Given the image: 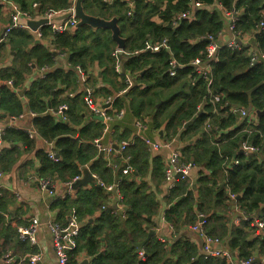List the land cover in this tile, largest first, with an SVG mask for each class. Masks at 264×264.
Segmentation results:
<instances>
[{
  "label": "trees",
  "instance_id": "obj_1",
  "mask_svg": "<svg viewBox=\"0 0 264 264\" xmlns=\"http://www.w3.org/2000/svg\"><path fill=\"white\" fill-rule=\"evenodd\" d=\"M19 3L23 10L29 11L34 2L40 3V9L51 8L59 10L69 7L73 0H13ZM188 0H134L135 9L128 14V0H113L112 4L104 0H84L85 10L93 15L111 19L119 16L121 34L126 38V50H140L144 42L150 37L160 40L167 37L171 51L165 48L157 52L143 50L133 54L127 59H122L123 71L133 73L139 72V79L146 83L145 90L134 87L130 90L132 113L137 118L150 115L153 110L155 125H161V119L166 120V129L169 134H176L179 127H184L185 122L193 121L181 136L199 134L194 144L186 146L183 155L192 159L197 165L203 164L210 172V176L200 178V193L198 197L193 196L192 190L183 181H178L171 191L174 202L166 213L168 222L178 225L192 219L194 208L199 213L214 214L215 209L221 210L226 206L229 198L228 191L240 195L237 201L254 216L264 218V156L251 155L246 158L239 150L241 141L247 137L255 143L264 146V115L258 116L257 121L240 118L238 114L231 111V105L252 107L253 110L264 109V62L258 60L251 63L250 57L245 54L246 48L233 50L227 46L221 47L216 60L212 62V73L214 81L208 89L207 82L203 77L195 79L196 76L191 60L198 56H204L207 41L202 38L207 32L218 33L224 25L220 12L216 9H201L196 12L195 20H183L182 24L173 28L169 24L153 22V16L159 7L166 2V9L160 12L165 20H169L172 10L185 9ZM213 4L218 0H200ZM227 8L244 7V14L239 25L250 28L261 17V9L264 0H219ZM163 10V9H162ZM103 30H94L89 26L79 27L71 33V30L53 32L49 25L42 27L44 35L52 34L50 45L36 44L29 51L25 48L33 40V35L26 30L18 28L10 36L12 49L20 50L22 56L19 60L20 68L15 75L9 68L0 69V79L13 80L14 84L21 83L24 74L32 69V62L37 67L45 64L51 65L45 77L34 79L28 86V106L36 113L32 117V123L45 139L54 141L58 161L48 157L46 151L39 150L38 157L42 161L44 176H56L68 181L75 176H80L83 167L89 165L100 180L105 184L114 182L115 175L119 176L117 189L123 196V202L130 208L127 215L122 218V211H116L115 207L107 206L108 193L100 184H93L89 188H81L77 191V197L71 198L66 195L58 197L55 205L62 211L76 209L78 216L84 219L87 215H94L100 210L93 223L85 222L77 238L78 246L71 251L70 261H75L79 251L85 250L91 256V264H225L217 259L205 260L202 256L196 257L194 248L190 245L181 247L180 242L168 246L158 237L148 240L143 246V255L137 251L134 242L142 241L147 234L145 222L150 223L144 215H153L158 211L159 205L154 195L147 193L148 185L144 181L137 183L134 173H124L123 170L130 164L136 166L138 172L146 167L148 160L147 147L139 140L134 142L123 155H117L113 159L114 167L108 165L105 156L98 153L92 140L102 133L103 123L92 117L89 123L81 124L85 116L78 109L79 98L73 104L67 98L61 101L69 102V119L60 120L48 109H45L44 97L52 92L56 83L66 81L67 86H74L75 71L73 66L80 65L87 68L90 62L96 58H107L108 67L111 68L113 56L106 55L110 49L111 37ZM91 31L92 43H86L88 37H82V32ZM90 36V35H89ZM259 47L264 49V32L258 36ZM107 46V47H105ZM67 49L69 61L72 67L64 69L54 66V51L51 48ZM63 51V50H62ZM182 62L175 77L168 74V65L171 54ZM106 55V56H105ZM34 60V61H32ZM56 67V68H55ZM146 68L142 74L141 69ZM193 77V78H192ZM66 79V80H65ZM195 79V80H194ZM166 90H173L169 97L165 96ZM223 92L225 98L216 102L217 112L213 113V104L208 101L207 94L210 91ZM58 95V92L55 93ZM55 98H57V96ZM207 102L204 110L197 113V105L203 101ZM121 98L117 97L115 107L122 106ZM159 104V106H158ZM0 109L6 113L17 115L23 111L19 96L11 91L7 85H0ZM212 116L213 122L218 126L217 130H223V142L220 146L215 144L214 133L203 131L206 118ZM242 119V120H241ZM81 124V125H80ZM80 125L79 129L77 126ZM230 127V128H229ZM252 129L249 134L244 130ZM19 137L25 147L32 145L26 130L14 127H5L0 135L4 143ZM264 151V149H263ZM0 155L11 157V150L4 147ZM130 156L129 163L124 162ZM225 156L230 161L232 157L241 159L239 164L225 166ZM143 161V162H141ZM146 164V165H145ZM128 165V166H127ZM163 164L155 168V174L162 175ZM3 167L0 164L2 171ZM0 235L12 236L16 230L18 237L19 227L14 230L5 225L3 211L6 210L8 194L0 190ZM175 197H179L175 201ZM105 206V208L103 207ZM197 211V210H196ZM196 214V213H195ZM184 220V221H183ZM195 220V221H194ZM190 225L196 222L194 219ZM173 224V223H172ZM220 224L217 219L209 216L207 229L209 233L219 235L223 238L230 236L227 245L230 250L238 253L239 259L244 257H256V264H264V232L256 233L249 220H243L241 226H232L228 230L227 225H222L220 232L217 228ZM252 231H255V234ZM7 236V237H8ZM26 241V239L24 240ZM27 242H24L26 244ZM30 253L37 252L34 247L28 246ZM22 258V257H21ZM21 258H16L17 260Z\"/></svg>",
  "mask_w": 264,
  "mask_h": 264
},
{
  "label": "crops",
  "instance_id": "obj_2",
  "mask_svg": "<svg viewBox=\"0 0 264 264\" xmlns=\"http://www.w3.org/2000/svg\"><path fill=\"white\" fill-rule=\"evenodd\" d=\"M32 2V0H30ZM13 2V3H12ZM113 0L110 1V4H112ZM17 4L18 6L19 3L13 0H0V69L2 68H9L10 72H12L13 75H15V72L18 71L20 68L19 66V60L20 57L22 56V53L20 50L12 49L11 44H10V36L14 32V30L21 28L23 30L29 31L33 35V40L30 42L25 48H27L29 51L31 48L36 45V44H43V45H50L52 42V34L44 35L42 37H39L37 35V30L33 29L32 27L29 26L30 21L34 20H40L44 19L43 18V11L42 9L36 10L30 7V17H22L21 22L26 24L25 27H18L15 28L6 38L5 40H2L3 37V32L5 27L10 23L11 21V15L13 13V6L12 4ZM21 7V6H20ZM128 14H132L135 9V4L134 0H128ZM132 7V8H131ZM166 2H164L160 7L158 12L152 17L153 22H158V23H163L169 24L173 28L176 26H173L172 21L174 18L178 17L179 14L185 10H188L190 14L192 13V18L191 20L196 19V12L201 9H216L220 12L221 18L224 22V25L220 31H218V42L223 46L227 44L233 37L232 32L229 30L228 27V22L226 17L224 16V11L230 8H227L221 1H216L213 4H208L204 1L200 0H188L187 1V7L185 9H179V10H172V15L169 20H165L163 15L160 14V12L164 11L166 8ZM232 8H236L239 13V20H238V25L240 22L241 17L244 14V7H237L233 6ZM163 9V10H162ZM131 11L132 13H129ZM41 12V13H40ZM261 17L259 19L264 18V7L261 9ZM258 19V20H259ZM184 20V19H183ZM183 20L179 23L177 27H179ZM189 20V19H187ZM258 20L255 22V24L250 27H242L238 26L240 32H241V41L244 44V47L246 50L244 51L247 56L250 57L249 52L253 51V49H259V41H258V36L264 32L263 28H260L257 23ZM47 24L39 26L40 29L42 30V27ZM176 27V28H177ZM53 29V27L51 26ZM43 32V31H42ZM71 33L74 32V30L70 31ZM91 31H86L82 32V37H88L86 40V43L91 44L92 43V37L93 34H90ZM105 34L109 37L112 38V33L110 30L104 31ZM90 35V36H89ZM148 38L144 42V47L148 43H158L160 40L154 39L150 37L149 35L147 36ZM114 41V40H113ZM110 49L106 50V55L113 56V61L111 63V68L109 69L108 67V60L107 58H96L92 62L89 63L87 68H83L82 66L74 65V71H75V84L74 86H67V80L66 81H59L56 83V86L52 90L50 94L44 97V105L45 109L51 112L53 108H56L60 103L62 102H67V101H61L64 97L69 100L71 104L79 98V106L78 109L81 110L85 118H83V121L81 120V124L84 125L86 123L90 122V119L92 117H96V115L93 114V111L91 107L88 105L86 96L87 94L93 95L94 102L96 106H100V108L103 110H107L109 113L113 115V119L109 121L105 120H100V122L103 123V128H102V133L98 138H101L102 144L107 146L111 142H119L122 139H129V140H137L143 142L145 146L147 147V154H148V160L146 167L142 168V171L138 172V169L136 166H131L129 163L130 156L126 157L124 156V162H127V164L131 167L132 173H134V176L136 178L137 183H142L146 182L148 185V190L147 193L153 194L154 199H156V202L159 205L158 211L155 212L153 215L145 214L144 216L149 219L150 223L145 222V228L147 230L146 237L142 241L134 242V245L137 248V251H142L144 248V244L150 240L153 237H158L160 240L163 242H166L168 246H171L173 243L180 242L181 247H186V245H190L194 248L195 251V256L200 257L202 256L203 259L205 260H211V259H217L219 261H224L225 264H228L225 260L221 258H206L204 254V250L202 247V238L201 236L197 233L194 232L193 230L190 229V224L192 221L196 218H198V214L200 211H198V208H194L193 213L194 216L192 219L184 221L182 223L175 224L174 222L170 223L166 219V213L172 206L174 199L171 198V191L172 189L177 185L178 181H183L186 185H188V189L192 190V194L195 197L199 196L200 193V178L202 176H210V172L206 166L203 164L197 165L192 159H187L183 155V151L185 150L186 146L194 144L197 139L199 138V134L197 133L195 135L189 136V134L185 136H181V133L183 129H186L193 121H188L185 122L184 127H179L178 131H176V134H169L167 129H166V120L164 118L161 119V125L157 126L155 125L154 122V114L155 110L152 111L150 115H143V118H137L133 115L132 113V106H131V98L132 96L130 95V90L134 87H138L140 90H145L146 83L143 82L141 79H139V72H135L132 74V72L126 70L122 71V74L120 76L116 73L115 71V49L117 48L116 42L110 41ZM107 47V46H105ZM143 47V48H144ZM108 48V47H107ZM142 48V49H143ZM125 53L122 54L123 59H127L129 56L133 55V52L135 50H126ZM140 49V52L141 50ZM52 51H54V59L53 62L54 66L58 67L61 66L64 69L72 67V64L70 63L69 59V53L67 49H59V48H51ZM63 50V51H62ZM171 50V48H170ZM64 52H66L64 54ZM138 52V53H140ZM135 53V54H138ZM105 55V56H106ZM204 55H206V48L204 51ZM198 57H204V56H198ZM170 58H174L175 60L178 61L180 64V68L183 67L182 62H180L174 53L171 54ZM196 58V57H195ZM194 59V58H193ZM192 59V60H193ZM191 60V62H192ZM34 61V60H32ZM190 62V64L194 68V72L196 76H193L195 79H199L201 76L196 72L195 66ZM264 62V61H263ZM47 65V64H45ZM44 66V65H43ZM48 69L47 72L52 70L51 65H47ZM55 67V68H56ZM40 67L36 66V63L32 62V69L27 71L24 74V79L21 83H18V81L13 85L9 86L7 85V80L6 79H0V85L4 84L7 85L8 88L11 89L14 93H16L20 101L22 103L23 111L20 112L17 115H14L12 113L8 114L6 113L5 110L0 109V127L4 128L7 127H14L16 129L20 130H25L27 127L34 126L32 123V117H35L36 114H31L30 113V107L28 106L29 102V97L26 94V91L28 90L29 84L31 82L39 77H45L41 76L40 72ZM179 70V69H178ZM141 73L143 74L144 71H146V68L141 69ZM46 72V74H47ZM178 73V72H177ZM45 74V75H46ZM132 76V84L129 85L126 81L127 76ZM192 77V78H193ZM194 79V80H195ZM12 80V79H11ZM208 86V85H207ZM210 87L208 86V89ZM212 92H215L211 90ZM58 92V95L55 93ZM173 92V90H166L164 92L165 96H170ZM57 98H55V96ZM209 94H207V97L209 98ZM119 97L122 100V106L120 108L115 107V101L116 98ZM112 99V103L109 105L107 104L108 99ZM69 102H67L69 104ZM207 102V98L204 96V99L202 102H200L197 105V113L203 112V107L205 103ZM200 105H202L200 107ZM159 106V104H158ZM214 108V106H213ZM122 109L124 111L122 116H116L114 113L117 110ZM217 109V107H216ZM213 111V110H212ZM218 109L216 110V112ZM248 111L250 112V119L256 120V117L260 116L258 113L256 114V111L254 113V110L252 107H248ZM34 112V111H32ZM69 112V110H68ZM67 112V114H68ZM35 113V112H34ZM52 113V112H51ZM215 113V112H214ZM24 114L25 116L22 118H17L16 120H12V118L19 117L20 115ZM53 114V113H52ZM255 114L257 115L255 117ZM54 115V114H53ZM55 116V115H54ZM209 116V115H208ZM255 117V118H254ZM212 118V116H211ZM68 119H69V114H68ZM67 119V120H68ZM207 119V118H206ZM244 119V118H242ZM241 119V120H242ZM66 120V121H67ZM137 121H141L143 123V127L139 128L136 125ZM213 121V120H212ZM205 122V121H204ZM214 123V122H213ZM80 124V125H81ZM188 124V125H187ZM215 124V123H214ZM78 125L77 129H79L81 126ZM216 125V124H215ZM80 126V127H79ZM217 126V125H216ZM35 127V126H34ZM107 127V131L104 132V128ZM36 128V127H35ZM217 128V127H216ZM230 128V127H229ZM37 129V128H36ZM226 130V129H223ZM223 130H220L222 133L224 132ZM203 131H206L203 125ZM208 132V131H206ZM209 133V132H208ZM143 137H147L148 139H151L152 142H160V141H165L166 139L170 140L171 146L169 147H163L160 149H154L150 147L145 139ZM97 138V137H96ZM31 139V138H30ZM95 139V138H94ZM94 139L92 140V143L94 144ZM0 149V155L2 154V150L4 147H7V150H11V157L8 158L7 156L3 157L1 159L0 164L5 167L3 168L4 174L2 177H0V190L3 193H7L9 200L6 202V210L3 211L4 214V219H5V225L6 226H11L14 228H18L19 226L23 225H28L31 222L32 218H38L42 222V226L40 227L38 234H37V242L32 243L28 239L24 241L25 239H20L18 237V234L16 230L12 234V236L8 235H0V264H17V259L26 256L28 253H30L29 249L26 247L31 246L34 247L35 251H39L42 253V262L40 264H58L57 257L55 250L53 248L52 244V238H51V233L49 229L47 228L46 224L49 221H59L66 225L70 219L75 220L76 222L79 223L80 226V231L81 228L83 227V224L85 222L93 223L95 220V217L100 214V210L96 211L94 215H87L84 219H81L78 216V213L76 209H71L67 211H62V209L58 206L55 205V201L58 197H65L66 195L70 196L71 198H76L77 197V191L81 188H89L93 184H97V181L95 182H90L89 186H80L78 190L74 189L73 187L71 188V193L69 192V188L66 186L65 180L60 179L59 177H54L55 180V189H56V194L55 196L50 195L48 192H45L41 190L38 186L37 181L34 179L35 176L37 177H47L44 176L45 174L43 173V167H42V161L40 157H38V152L39 150L42 151H55V143L54 141L45 139L40 135L38 132L37 136L32 139V145L30 147H25L22 140L19 137L13 138L10 142H3L1 145ZM94 146H96L94 144ZM98 153L101 156H105L106 158V153L104 150L99 149L97 147ZM262 148L264 149V146L262 145ZM173 149L180 150L184 159L186 161H191L195 165L191 169L190 174L188 178L182 179L180 177L175 176L174 180V187L169 188L168 182L165 179V168L166 165L168 164V156L170 152ZM57 153V152H56ZM59 157L60 155L57 154ZM264 156V151L262 150V153H260L257 156ZM52 160V159H51ZM107 160V159H106ZM54 161V160H53ZM143 162V161H141ZM162 163V175H159V173L155 174V168L158 166V164ZM127 165V166H128ZM85 167H89V165H86ZM83 167V169L85 168ZM111 167H114V164L111 165ZM80 174L81 178L84 176V172ZM91 171V169H90ZM92 172V171H91ZM92 174H95L92 172ZM119 181V176L116 174L115 175V180L114 184L118 185ZM111 184V183H110ZM73 189V190H72ZM105 189V188H104ZM106 190V189H105ZM107 201L106 205L107 206H113L116 209V204H121V208H117V211H122V218H125L127 215V210H129V206L126 205L122 200L123 196L121 195V198H119L115 192L111 193L110 191H107ZM1 194V193H0ZM229 198L227 200V205L222 206L221 210H216L214 211V214L212 213H207L208 216H211L213 219H217L218 223L220 224L217 228V231L220 232V229L222 225H227V229L231 230L233 229L232 226H237L234 218L237 216L236 212L234 209L238 207V211L240 210H246L241 204L237 201V199L240 198V195L237 194L234 198H231L230 196V189L228 191ZM179 197H175V201L178 200ZM197 210V211H196ZM248 212V211H247ZM196 213V214H195ZM249 213V212H248ZM250 214V213H249ZM195 221V220H194ZM193 221V222H194ZM191 222V223H190ZM242 222L238 224V226H241ZM154 232V234L151 236L150 239L149 233ZM255 234V231L250 230ZM215 236H219L216 234H212ZM8 236V237H7ZM224 240V243L228 244V240H230V236L223 238L219 236ZM24 242H27L24 244ZM141 243L142 247L140 250V247L138 244ZM226 245V246H227ZM78 246V244H77ZM76 248V247H75ZM7 252H11L16 259V262L14 263H8L4 259V255ZM71 254V252H70ZM235 257L239 259L238 253L235 252ZM237 255V256H236ZM85 259H89V264H91V256L87 254L85 250L79 251V254L76 257V261H79L81 264ZM259 260V259H258ZM264 262V259H262ZM22 264H29L28 262H23Z\"/></svg>",
  "mask_w": 264,
  "mask_h": 264
},
{
  "label": "built area",
  "instance_id": "obj_3",
  "mask_svg": "<svg viewBox=\"0 0 264 264\" xmlns=\"http://www.w3.org/2000/svg\"><path fill=\"white\" fill-rule=\"evenodd\" d=\"M107 3H110L111 0H104ZM13 3V2H12ZM13 6V13L11 15V21L10 23L5 27L4 32H3V37L1 39L5 40V38L15 29L18 27H25L26 24L21 22L22 17H30V12L23 10L20 6L17 4H12ZM33 8L38 10L40 9V3L39 2H34L33 3ZM132 8V7H131ZM74 10H75V0H73L72 4L64 9H59V10H53L51 8H47L41 12H43V18L48 19L49 22L46 24L49 26L53 27V32H63L66 30H72V27L77 23L78 19L74 15ZM40 12V13H41ZM71 12L72 15L69 16L68 18L64 19L60 23L57 22H52V18ZM129 13H132L129 11ZM224 16L227 19L228 22V27L229 30L232 32L233 37L232 39L225 44V46L233 49V50H241L244 47L243 42L241 41V32L238 28V20L240 13L236 8H230L224 11ZM192 13L188 10H185L179 14L178 17L174 18L172 21L173 26H178L181 20L185 19H193L192 18ZM257 25L260 28L264 29V18L259 19ZM175 27V28H176ZM37 30V35L39 37L43 36V32L40 29V27ZM203 39L207 41L206 44V55L204 57H196L192 60V64L195 66L196 72L203 77L207 85L210 87L214 81L213 73H212V62L215 61L216 59V54L218 50L222 47V45L218 42V34L216 33H211L207 32L202 36ZM165 48L168 51L170 50V45L167 37H163L161 41L158 43H148L141 51L143 50H149V51H154L157 52L160 49ZM140 52V50H136L133 52V54ZM66 52H64L65 54ZM125 53V49H120L116 48L115 49V71L116 73L120 76L123 71V64H122V54ZM250 55V62L254 63L257 62L258 60L264 61V49H253V51L249 52ZM180 68V64L178 63L177 60L174 58H170L169 60V65H168V74L171 77H175L177 75L178 69ZM41 76H45L48 66L44 65L41 66L40 68ZM127 83L129 85L132 84V76H127L126 79ZM13 80H7V85L11 86L13 85ZM208 101H210L214 108H213V113L216 112V102L220 98H225V94L223 92H212L210 91ZM206 97V96H205ZM207 98V97H206ZM86 100L88 105L91 107L93 114L96 116H101L104 118L105 121H109L113 119V115L109 113L105 109H101L100 106H96L94 102L93 95L87 94ZM112 99L109 98L107 101V104H111ZM202 105H200L201 107ZM231 111L235 114H238L240 118H247L250 119V112L248 111V108L243 107V106H233L231 105ZM204 109V107H203ZM69 110V104L67 102H62L60 103L56 108H53L51 112L57 116L60 120L66 121L68 119V112ZM31 114H36L32 111H30ZM124 111L122 109L117 110L114 114L116 116H122ZM255 113V110H254ZM257 114V112H256ZM255 114V117L257 116ZM25 115L22 114L19 117H13L12 120H16L17 118H22ZM254 117V118H255ZM251 120V119H250ZM258 117H256V120L253 119V121H257ZM136 125L139 128L143 127V123L141 121H137ZM216 126L213 121L211 116H208L207 119L204 122V128L206 131L209 133H214L215 137V144L217 146H220L221 143L223 142V134L220 130L216 129ZM28 133L29 138L33 139L34 137L37 136L38 130L34 127H27L25 129ZM107 131V127L104 128V132ZM245 132L251 134L252 129L246 128L244 130ZM3 133V128L0 127V135ZM146 141V143L154 148V149H160L163 147H169L171 146V141L166 139L165 141H158V142H152L151 139H148L147 137H143ZM135 140H129V139H122L119 142H111L107 146L104 147V145L101 142V138H95L94 139V144L99 147V149L104 150L106 153V159L108 165H113L114 157L117 155H123L126 153L127 149L134 144ZM2 145V140H0V149ZM239 150L244 154L246 158L250 157L251 155H259L262 153V145L260 144H255L253 143L249 137L243 139L241 141ZM48 157L54 161L59 160V156L55 151H49L47 152ZM229 158L225 156V166L227 167L229 165V162L232 164H239L241 159L239 157H232L230 161H227ZM168 164L166 165L165 168V179L168 182L169 188L174 187V180L175 176L177 174H181L182 179L188 178L191 169L194 167V163L191 161H186L181 153L180 150L173 149L169 156H168ZM131 167L128 166L123 170L124 173L130 172ZM4 174V171L0 169V177H2ZM93 176L96 178V181L98 184L103 186L107 191H110L111 193L115 192L116 195L121 198V194L119 193L117 189V184L111 183V184H105L100 178L96 175L93 174ZM81 176H75L73 179L68 180L65 184L67 188H69V192L71 193V188L72 185L75 181L80 179ZM34 179L37 181L38 186L41 190L48 192L50 195L55 196L56 194V189H55V180L53 176H47V177H37L35 176ZM73 190V189H72ZM230 196L231 198H234L236 194L234 192L230 191ZM105 208V206H103ZM121 204H116V211L117 208H121ZM236 212V217L234 218V221L236 225L240 224L243 220H249L252 227L255 228L256 233L261 234L264 232V218L261 216H254L249 214L246 210H240L238 211V207L234 209ZM209 222V217L208 214H203L199 213L198 218L195 223L190 225V229L193 230L194 232H197L201 238H202V247L204 250V254L206 258H221L225 260L228 264H256L257 258L256 257H244L242 259H238L235 257L234 252L230 250L228 246H226V243H224V240L220 238L219 236H215L210 234L207 231V224ZM42 226V222L38 218H32L31 222L28 225H23L19 227V234L22 239H28L32 243L37 242V234ZM47 228L49 229L51 233V238H52V244L53 248L56 253L57 261L58 264H81L79 261H70V252L77 247V238L80 233V226L79 223L76 222L73 219H70L66 225L59 221H49L46 224ZM141 255H143V251L140 252ZM42 253L41 252H34V253H28L26 256L22 257L17 261V264H22L23 262H28L29 264H40L42 262ZM4 259L8 263H14L16 262L15 256L11 252H7L4 255Z\"/></svg>",
  "mask_w": 264,
  "mask_h": 264
},
{
  "label": "water",
  "instance_id": "obj_4",
  "mask_svg": "<svg viewBox=\"0 0 264 264\" xmlns=\"http://www.w3.org/2000/svg\"><path fill=\"white\" fill-rule=\"evenodd\" d=\"M72 13H65L59 16H56L52 18V22H57L60 23L64 19L68 18L71 16ZM74 15L77 17L78 21L77 23L72 27V30L76 31L79 27L83 26H89L93 28L94 30L97 29H107L110 30L112 33V38L116 42L117 47L120 49H124L126 47V38L122 36L121 34V28L119 25V16L115 15L111 19H106L101 16L93 15L88 13L85 10L84 7V0H75V10H74ZM49 22L48 19H40V20H34L29 22V26L32 27L33 29H38L39 26L46 24ZM259 115H264V109L260 110L258 112ZM100 120H104L101 116H96ZM188 125V124H187ZM102 155V152H101ZM84 176L77 181H75L72 185V187L76 190L80 188V186H89L90 182H95L96 178L93 176L92 172L88 167H85L83 169ZM177 177H181V174H177ZM154 234V232L149 233L148 239L151 238V236ZM138 246L142 247V244L139 243ZM82 264H89V259H85Z\"/></svg>",
  "mask_w": 264,
  "mask_h": 264
},
{
  "label": "clouds",
  "instance_id": "obj_5",
  "mask_svg": "<svg viewBox=\"0 0 264 264\" xmlns=\"http://www.w3.org/2000/svg\"><path fill=\"white\" fill-rule=\"evenodd\" d=\"M263 110V109H262ZM257 113L260 111V110H255ZM209 217V216H208ZM207 231H208V229H207ZM209 232V231H208ZM211 234V233H210ZM258 261V260H257Z\"/></svg>",
  "mask_w": 264,
  "mask_h": 264
}]
</instances>
